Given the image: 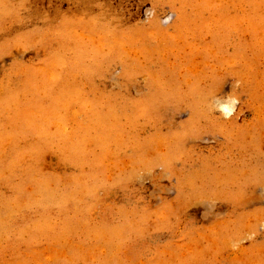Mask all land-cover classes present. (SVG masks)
<instances>
[{"label":"rangeland","instance_id":"obj_1","mask_svg":"<svg viewBox=\"0 0 264 264\" xmlns=\"http://www.w3.org/2000/svg\"><path fill=\"white\" fill-rule=\"evenodd\" d=\"M0 264H264V0H0Z\"/></svg>","mask_w":264,"mask_h":264},{"label":"clouds","instance_id":"obj_2","mask_svg":"<svg viewBox=\"0 0 264 264\" xmlns=\"http://www.w3.org/2000/svg\"><path fill=\"white\" fill-rule=\"evenodd\" d=\"M236 103H238V101L233 100V104H236ZM233 111H234V109H233ZM223 113L225 115V118H229L230 115L232 114L230 111H228V107L227 106H224Z\"/></svg>","mask_w":264,"mask_h":264}]
</instances>
